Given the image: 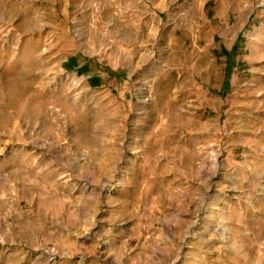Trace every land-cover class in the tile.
<instances>
[{"label": "rangeland", "instance_id": "rangeland-1", "mask_svg": "<svg viewBox=\"0 0 264 264\" xmlns=\"http://www.w3.org/2000/svg\"><path fill=\"white\" fill-rule=\"evenodd\" d=\"M0 264H264V0H0Z\"/></svg>", "mask_w": 264, "mask_h": 264}]
</instances>
